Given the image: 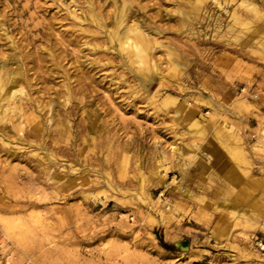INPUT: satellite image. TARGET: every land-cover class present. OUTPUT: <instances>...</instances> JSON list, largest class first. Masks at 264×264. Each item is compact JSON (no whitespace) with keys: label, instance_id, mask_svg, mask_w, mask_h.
<instances>
[{"label":"rangeland","instance_id":"rangeland-1","mask_svg":"<svg viewBox=\"0 0 264 264\" xmlns=\"http://www.w3.org/2000/svg\"><path fill=\"white\" fill-rule=\"evenodd\" d=\"M0 264H264V0H0Z\"/></svg>","mask_w":264,"mask_h":264},{"label":"bare ground","instance_id":"bare-ground-1","mask_svg":"<svg viewBox=\"0 0 264 264\" xmlns=\"http://www.w3.org/2000/svg\"><path fill=\"white\" fill-rule=\"evenodd\" d=\"M128 41H131L133 43V45L135 47V54H136L137 58L142 61L144 59L143 52H145L144 51V45H142V43L139 42V40L137 38H133V39L129 38V39H127V42ZM4 224H5L6 229L12 228L11 223H9L8 220H4ZM10 231H12V230H10Z\"/></svg>","mask_w":264,"mask_h":264},{"label":"trees","instance_id":"trees-1","mask_svg":"<svg viewBox=\"0 0 264 264\" xmlns=\"http://www.w3.org/2000/svg\"><path fill=\"white\" fill-rule=\"evenodd\" d=\"M162 245L167 248V249H173V246L171 244H168V243H165V242H162Z\"/></svg>","mask_w":264,"mask_h":264}]
</instances>
